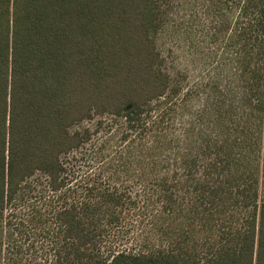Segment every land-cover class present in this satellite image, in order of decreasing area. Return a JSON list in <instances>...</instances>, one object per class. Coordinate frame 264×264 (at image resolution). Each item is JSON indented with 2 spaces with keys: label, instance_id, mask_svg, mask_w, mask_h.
Returning <instances> with one entry per match:
<instances>
[{
  "label": "trees",
  "instance_id": "obj_1",
  "mask_svg": "<svg viewBox=\"0 0 264 264\" xmlns=\"http://www.w3.org/2000/svg\"><path fill=\"white\" fill-rule=\"evenodd\" d=\"M226 1L241 94L188 150L156 42L172 0H0V264H264V0ZM93 117L125 144L81 176Z\"/></svg>",
  "mask_w": 264,
  "mask_h": 264
},
{
  "label": "rangeland",
  "instance_id": "obj_2",
  "mask_svg": "<svg viewBox=\"0 0 264 264\" xmlns=\"http://www.w3.org/2000/svg\"><path fill=\"white\" fill-rule=\"evenodd\" d=\"M238 18V6L233 1L172 0L163 28L156 36L164 69L183 88V94L170 107V124H174L179 142L183 141L188 150H197L202 137L210 131L212 112L228 106L231 99L241 94L233 45ZM101 119L104 127L96 134ZM86 128L94 133L92 141L69 157L81 176L98 171L103 155L107 159L119 158L116 151L125 144L122 124L113 117H93L74 125L71 131ZM137 167L135 161L129 164L123 179L136 182ZM132 246L137 248L136 244Z\"/></svg>",
  "mask_w": 264,
  "mask_h": 264
}]
</instances>
